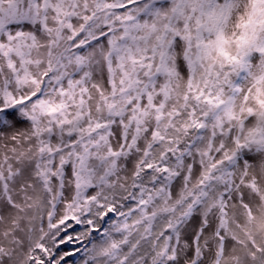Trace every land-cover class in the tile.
Returning <instances> with one entry per match:
<instances>
[{"label": "snow or ice", "instance_id": "6c2138e0", "mask_svg": "<svg viewBox=\"0 0 264 264\" xmlns=\"http://www.w3.org/2000/svg\"><path fill=\"white\" fill-rule=\"evenodd\" d=\"M0 264H264V0H0Z\"/></svg>", "mask_w": 264, "mask_h": 264}]
</instances>
